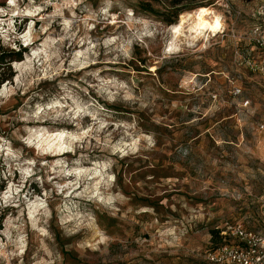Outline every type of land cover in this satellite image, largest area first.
Returning <instances> with one entry per match:
<instances>
[{"label": "rangeland", "instance_id": "374dc122", "mask_svg": "<svg viewBox=\"0 0 264 264\" xmlns=\"http://www.w3.org/2000/svg\"><path fill=\"white\" fill-rule=\"evenodd\" d=\"M173 1L0 0V53L26 49L0 72V264H211L212 229L264 236V0ZM201 6L219 33H172Z\"/></svg>", "mask_w": 264, "mask_h": 264}, {"label": "built area", "instance_id": "2783aa9c", "mask_svg": "<svg viewBox=\"0 0 264 264\" xmlns=\"http://www.w3.org/2000/svg\"><path fill=\"white\" fill-rule=\"evenodd\" d=\"M255 30V33L261 32L259 27ZM260 44L264 45V42ZM222 234L238 242H228L215 249H208L205 252L206 261L211 264H264V236L247 229L241 223H226Z\"/></svg>", "mask_w": 264, "mask_h": 264}, {"label": "bare ground", "instance_id": "6f19581e", "mask_svg": "<svg viewBox=\"0 0 264 264\" xmlns=\"http://www.w3.org/2000/svg\"><path fill=\"white\" fill-rule=\"evenodd\" d=\"M187 24L188 26H191L190 29L192 30V34L198 36L206 34L207 32H211L216 35L223 29L224 26L223 17L218 14L214 8L207 6H201L195 11L180 13L179 21L171 27L172 33L175 35H181L182 29ZM63 138V133H50L45 139L47 144L40 148L45 151L47 146H55L56 150L62 152ZM37 210L38 206H35L34 212L37 213Z\"/></svg>", "mask_w": 264, "mask_h": 264}, {"label": "trees", "instance_id": "16d2710c", "mask_svg": "<svg viewBox=\"0 0 264 264\" xmlns=\"http://www.w3.org/2000/svg\"><path fill=\"white\" fill-rule=\"evenodd\" d=\"M180 0H174V6H177L178 4H180L179 2ZM146 8H148L149 10L153 11V7L147 5ZM185 9H182V7H176L174 8L173 13L167 17V21L172 23V19L174 17H177L178 14H180L181 12H184ZM25 48H22L21 46L19 47V50H11L10 51V55L11 57H13V59L11 58V61H16V60H22V56H23V52L25 51ZM8 55H5V53H0V72H1V68L4 67L7 62H11V61H6ZM13 74H9V75H4L2 73H0V84H3L6 80H10L12 78ZM211 235H212V246L211 249H215L223 244L228 243L227 238L222 234V230H220L219 228H215L211 230Z\"/></svg>", "mask_w": 264, "mask_h": 264}]
</instances>
